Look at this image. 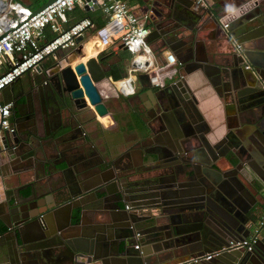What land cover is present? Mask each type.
Returning <instances> with one entry per match:
<instances>
[{
    "label": "water",
    "instance_id": "95a60500",
    "mask_svg": "<svg viewBox=\"0 0 264 264\" xmlns=\"http://www.w3.org/2000/svg\"><path fill=\"white\" fill-rule=\"evenodd\" d=\"M195 2L152 0L146 43L161 39L177 50L176 61L186 74L199 71L212 76L221 91L234 90L231 113L240 125L226 153L207 141L209 129L192 105L195 99L184 78L153 91L145 72L134 81L147 84L154 103L145 115L165 133V142L152 141L116 158L107 145L98 156L92 154L87 140L74 135L60 147L56 139L41 140L37 127L3 133L0 180L19 174L30 179L3 192L7 212L0 215L5 228L0 264H264V227L251 252L222 251L209 260L190 261L248 237L258 219L256 200L264 195V49L257 45L256 29L238 35L239 24H232L225 29L234 38L232 50L199 55V32L193 33L198 26L184 35L173 23L179 12L197 21L204 8ZM206 13L215 22L221 19L209 9ZM77 54L84 58L82 51ZM79 58L73 62L61 55L53 64L67 94L66 112L76 120L77 111L91 109L108 128L113 119L97 85L106 80L110 66L100 55ZM51 153L63 157L62 165L49 162ZM87 215L92 225L85 231Z\"/></svg>",
    "mask_w": 264,
    "mask_h": 264
},
{
    "label": "crops",
    "instance_id": "0c3cea01",
    "mask_svg": "<svg viewBox=\"0 0 264 264\" xmlns=\"http://www.w3.org/2000/svg\"><path fill=\"white\" fill-rule=\"evenodd\" d=\"M46 1L47 0H17L22 6L30 9L40 7V3H45ZM123 1L135 16L141 19L146 17L145 24L149 27L150 22L148 20V15L153 7V5L150 4L152 0ZM78 8L85 10L82 7ZM98 9L99 8L96 7L85 11L94 15L95 11ZM194 9L198 10L196 7H194ZM208 9L213 11L214 14L220 15L221 21L219 20L218 22H215L211 18L213 15L211 13V15H208L206 13L207 9H202L201 12H199L200 17L197 21L194 18L195 16L190 17L188 12H179L176 20L173 22L177 25L178 31L182 32L184 35H187L189 30H193V26H198L193 33L198 34L199 32L197 40L199 55L200 53H211L213 49H216L215 51L218 53L233 49L234 38L230 37V34H228L222 27V24L226 21H228V28H230L232 24H239L236 29L238 35L246 29H256L257 34H255V38L257 40V45L264 49V0H216L212 7ZM196 12L197 11H195V13ZM232 15L234 16L233 18L230 17ZM246 15L247 19H250L247 23H245ZM248 15H250V17ZM75 21H77L76 16L72 13H68L67 23L64 24V26L70 25ZM88 36L81 38V40L77 42L75 48L56 52L48 57L42 64L45 68H48L54 63L57 56L66 54L67 57H69V60L76 62V59L79 58L77 54L78 51H82L84 56V58H79V61L100 55L110 66L109 72L111 73V67L113 66L112 71L116 73V76H119L120 80L131 76V80L135 82L133 87H136L138 90V100H130L128 98L131 96L130 93L122 94L119 89L121 86L120 80L114 81L108 72L106 80L99 83L98 86L105 92V95H102V100L113 119V124L111 126L108 128L103 127L100 119L94 116L91 109L77 111L76 120L71 119L67 113L60 114L54 111H48L47 113L38 115L39 121L37 119V134H39L41 140H44L45 138L56 139L57 144L60 147L66 145L67 142H65V139H68L70 135H74L77 138H85L88 142L87 147H89L90 152L96 156L102 152L104 146L103 142H106L107 144L105 145L113 149L117 155L124 151L123 149L125 145H123L124 142L120 143L114 141L115 134L120 135L123 133L127 138L136 139L143 133L148 132L150 134V132L158 130V126L144 115V113L147 112V109L154 103V99L148 92L149 88L147 84L140 85L134 81L135 79H133V76L129 74V70L132 67V58L129 57L127 51H123V49L120 48L122 45L113 42V44L107 49L101 50L100 47L90 39L91 37ZM177 38L179 37H174L172 39L176 41ZM240 40H242V38ZM92 41L94 42V45ZM146 44L151 50L149 59L150 63L147 61L150 69L164 64L165 54L171 53L176 56L177 50H170L167 45H163L164 43L161 39L149 40ZM245 45L247 46V44ZM183 69V66L180 65L179 70L181 77L184 78L189 91L192 92L194 99L197 102L198 111L203 119V123L205 124V127L209 129L206 139L210 144H218L219 150L223 151V154H225L232 139L234 140L235 137H237V131H239L240 125L234 121L231 113L232 103H230V100H233L235 97L234 90L221 91L213 81L212 76H205L199 71L186 74ZM38 75L39 72L36 70L29 72L20 78V86L24 89V92L30 87L29 79H33ZM167 82L168 81H166V83ZM151 86L152 90L155 91L156 88L152 84ZM8 95L9 92L4 91L0 94V99H8ZM131 107L140 111L134 112L131 110ZM66 132L69 133L67 137L63 135ZM51 154L52 157L49 162L56 166L62 165L63 158H60L59 156L54 157L56 154ZM196 156L198 160H203L200 153H197ZM29 179V176L19 174L4 179L3 181L0 180V215L2 214L5 216L7 212L6 207L1 204L3 202V192L23 187L28 184ZM42 194L47 195V191L43 189ZM46 199H50V195L46 196L45 200ZM256 201V206L258 207L256 213L258 217H260L264 214V195L263 199L258 197ZM39 202L44 205V200ZM44 209L45 207L41 210ZM91 225L92 218L87 215V218L83 223V228L86 231Z\"/></svg>",
    "mask_w": 264,
    "mask_h": 264
},
{
    "label": "built area",
    "instance_id": "2783aa9c",
    "mask_svg": "<svg viewBox=\"0 0 264 264\" xmlns=\"http://www.w3.org/2000/svg\"><path fill=\"white\" fill-rule=\"evenodd\" d=\"M83 1L86 0H53L42 10L33 13L32 9L16 1L0 0V94L23 75L36 71L48 57L56 52L75 48L77 39L88 35L101 50L107 49L113 42L124 46L132 58L133 66L129 74L133 79L136 74L145 72L155 88H162L166 81L181 77L180 65L171 53L165 54V63L161 66L153 69L148 66L151 50L146 44L150 32L148 25L145 24L146 17L141 19L135 16L123 0H88L85 3ZM215 1L196 0L195 5L208 9ZM84 6L88 9L97 6L105 19V24L96 27L89 18H82L64 28L67 14ZM230 17L233 18V15ZM222 27L226 29L228 21L224 22ZM45 29H49L53 34L49 40L44 39ZM236 48L239 49V46ZM120 84L122 94L132 93L134 82L131 76L120 80ZM10 107L9 103L0 99V137L3 133L12 132ZM263 227L264 214L252 225L248 237L229 241L226 247L190 261L209 260L222 251L251 252L258 243Z\"/></svg>",
    "mask_w": 264,
    "mask_h": 264
},
{
    "label": "flooded vegetation",
    "instance_id": "af4514ba",
    "mask_svg": "<svg viewBox=\"0 0 264 264\" xmlns=\"http://www.w3.org/2000/svg\"><path fill=\"white\" fill-rule=\"evenodd\" d=\"M53 64L50 67L45 68L44 65L41 63L37 67L36 70H39V75L33 78L34 80L33 84H30V80H29L30 87L28 88L27 91L24 92V89L21 88L20 86L19 80L21 77L17 79L15 82H13L11 85H9L6 88V90H4L9 92L8 99L10 100L9 104L11 105L10 107V125L12 129L11 133H14L17 127L21 128L25 125L34 127V129H36L38 125L37 122L39 121L38 119L39 114L41 115L47 113L48 111H54L60 114L67 113L66 112L67 94L64 92L63 86H61V84L58 82L56 66ZM98 87L99 86L97 85V89ZM98 91L100 96L102 97V94L99 89ZM130 94L131 96L128 97L130 100H138L139 94L136 87H134L132 93ZM192 105L194 108H196L195 111L199 113L197 102L195 101L194 103H192ZM131 110L134 112L140 111L138 109H135L134 107H131ZM147 112H145L144 115ZM148 115L150 117L152 116L150 115V113ZM205 129L207 130L206 127ZM37 136L39 137V134H37ZM169 139L170 138L168 137V140ZM159 140L163 142H165L166 140L165 133H163L159 127L157 131L150 132V134L148 132L143 133L139 135V137H137L136 139L127 138L126 135L123 133L120 135L115 134L114 141L116 142L118 141L120 143L124 142L123 145H125L123 149L124 151L120 154H117L116 158H119V156L125 152L141 149L144 145H147L148 143H152V141H159ZM103 143L104 145L107 144L106 142ZM221 153H223V151H221ZM54 154H56L54 155V157L59 156L60 158H63L61 155H58L57 153Z\"/></svg>",
    "mask_w": 264,
    "mask_h": 264
},
{
    "label": "trees",
    "instance_id": "16d2710c",
    "mask_svg": "<svg viewBox=\"0 0 264 264\" xmlns=\"http://www.w3.org/2000/svg\"><path fill=\"white\" fill-rule=\"evenodd\" d=\"M16 2H17V0H16ZM31 9H34V8H31ZM70 13H72L74 16H76V20L77 21L80 20V19H82V18H89L91 21H93V23L95 24L96 27H100V26H103L105 24V19L102 17V14H101L100 9L96 10L95 13H94V15L90 14L89 12H86L83 9H79V8H76L74 11H72ZM70 25H65L64 28H67ZM52 36H53V34L49 31V29H45L44 39L49 40V39H51ZM127 54L129 55V57H131L129 53H127ZM112 68H113V66L111 67V73L109 72L110 73V76L112 77V79L114 81L120 80L119 79V76L118 75L116 76L115 75L116 73H114L112 71ZM112 72H113V75L114 76L112 75ZM4 231H5V228L0 223V234H2Z\"/></svg>",
    "mask_w": 264,
    "mask_h": 264
},
{
    "label": "rangeland",
    "instance_id": "374dc122",
    "mask_svg": "<svg viewBox=\"0 0 264 264\" xmlns=\"http://www.w3.org/2000/svg\"><path fill=\"white\" fill-rule=\"evenodd\" d=\"M43 3L41 2L39 6H41ZM36 8H38V7H34V9H32V10H35ZM90 39H92V38H90ZM99 90H100L102 95H105V92L101 89V87H99Z\"/></svg>",
    "mask_w": 264,
    "mask_h": 264
},
{
    "label": "bare ground",
    "instance_id": "6f19581e",
    "mask_svg": "<svg viewBox=\"0 0 264 264\" xmlns=\"http://www.w3.org/2000/svg\"><path fill=\"white\" fill-rule=\"evenodd\" d=\"M93 45H94V42L92 41Z\"/></svg>",
    "mask_w": 264,
    "mask_h": 264
}]
</instances>
